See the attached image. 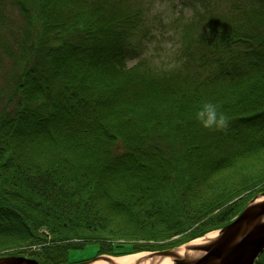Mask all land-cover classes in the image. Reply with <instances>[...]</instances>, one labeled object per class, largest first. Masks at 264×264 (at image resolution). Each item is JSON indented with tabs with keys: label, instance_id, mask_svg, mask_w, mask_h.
I'll use <instances>...</instances> for the list:
<instances>
[{
	"label": "trees",
	"instance_id": "1",
	"mask_svg": "<svg viewBox=\"0 0 264 264\" xmlns=\"http://www.w3.org/2000/svg\"><path fill=\"white\" fill-rule=\"evenodd\" d=\"M12 2L22 24L9 34L0 0V256L66 264L90 241L114 256L174 247L264 192V0L211 26L190 72L121 66L138 12ZM207 101L227 131L197 121ZM183 205L195 211L160 231Z\"/></svg>",
	"mask_w": 264,
	"mask_h": 264
},
{
	"label": "rangeland",
	"instance_id": "2",
	"mask_svg": "<svg viewBox=\"0 0 264 264\" xmlns=\"http://www.w3.org/2000/svg\"><path fill=\"white\" fill-rule=\"evenodd\" d=\"M101 2L106 5L103 7L106 10L115 7L117 8L116 12H138L135 26L133 27L130 24L127 30L123 49L121 50L125 60L122 61L121 66L131 68L141 62L139 66L143 68L154 66L180 72H190L199 67V60L203 55V48L201 47L203 42L199 41L205 37L211 26L215 24L224 25L228 19L239 18L243 9H247L254 4L253 0H101ZM4 13L5 18L2 21L4 30L7 29L10 34L17 30L19 26L21 27L20 12L12 0H6ZM8 65L9 63H6V68ZM204 69L209 70L206 67ZM4 81L5 75L4 72H1L0 87ZM243 195L245 194L243 193L240 197ZM262 197H264V192L258 193L252 199H249L246 205L254 199L257 202L264 201ZM196 204L201 205L200 203ZM183 206L188 213H185L178 206V215L175 214V217L160 220L162 225L160 231L164 233L167 229H170L174 225V220L181 224L184 223L185 217L190 215L189 212L195 211L188 205ZM162 215H165V213H162ZM167 215L169 214L166 213L165 216ZM206 234L198 238L204 237ZM151 236H153V239L155 238L154 234ZM175 237L167 240H173ZM166 243L168 242L165 240ZM172 247L154 248L148 252L156 253ZM28 251L30 250L27 249ZM98 253L99 244L97 242H86L82 246L73 247L68 251L66 264H76L90 260L101 255ZM104 255L120 256L105 253ZM8 256L34 259L27 254H11L3 257Z\"/></svg>",
	"mask_w": 264,
	"mask_h": 264
},
{
	"label": "water",
	"instance_id": "3",
	"mask_svg": "<svg viewBox=\"0 0 264 264\" xmlns=\"http://www.w3.org/2000/svg\"><path fill=\"white\" fill-rule=\"evenodd\" d=\"M213 241L186 246L182 255V245L151 253L150 259L169 258L172 264H254L264 250V201L252 200L228 224L217 229ZM178 249V250H177ZM201 253L192 256L190 253ZM113 256L101 254L90 260L76 264H94ZM0 264H41L35 259L0 256Z\"/></svg>",
	"mask_w": 264,
	"mask_h": 264
},
{
	"label": "bare ground",
	"instance_id": "4",
	"mask_svg": "<svg viewBox=\"0 0 264 264\" xmlns=\"http://www.w3.org/2000/svg\"><path fill=\"white\" fill-rule=\"evenodd\" d=\"M262 200H264V197H262ZM217 235L218 232L213 231L206 234L204 237L186 243L185 245H182L180 248H178L179 253L182 255V253L185 252L186 246L213 241ZM190 254L192 256H197L201 253L195 252ZM150 255L151 253L148 251L133 252L128 254H122L118 257H111V259H107V260L101 259L94 264H172L169 258L156 259L154 257L150 259L148 258Z\"/></svg>",
	"mask_w": 264,
	"mask_h": 264
},
{
	"label": "clouds",
	"instance_id": "5",
	"mask_svg": "<svg viewBox=\"0 0 264 264\" xmlns=\"http://www.w3.org/2000/svg\"><path fill=\"white\" fill-rule=\"evenodd\" d=\"M197 121L205 129L213 131H227L229 118L211 101L204 102L196 112Z\"/></svg>",
	"mask_w": 264,
	"mask_h": 264
}]
</instances>
